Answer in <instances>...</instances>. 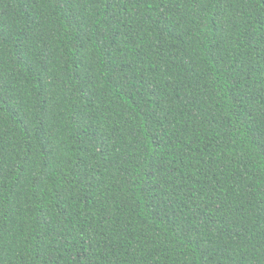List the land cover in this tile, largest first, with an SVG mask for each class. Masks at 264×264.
<instances>
[{"label": "trees", "instance_id": "trees-1", "mask_svg": "<svg viewBox=\"0 0 264 264\" xmlns=\"http://www.w3.org/2000/svg\"><path fill=\"white\" fill-rule=\"evenodd\" d=\"M0 264H264V0H0Z\"/></svg>", "mask_w": 264, "mask_h": 264}]
</instances>
